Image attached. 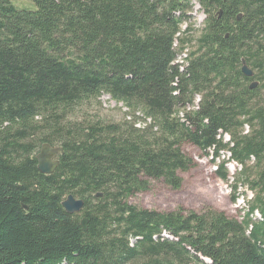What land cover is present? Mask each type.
<instances>
[{"label":"trees","instance_id":"obj_1","mask_svg":"<svg viewBox=\"0 0 264 264\" xmlns=\"http://www.w3.org/2000/svg\"><path fill=\"white\" fill-rule=\"evenodd\" d=\"M30 2L0 0V264H264V0ZM193 3L205 19L188 52ZM102 96L123 122L69 119ZM43 144L63 151L50 175ZM184 144L240 165V221L128 203L150 181L180 189ZM216 176L228 181L224 162ZM69 195L79 214L62 209Z\"/></svg>","mask_w":264,"mask_h":264},{"label":"rangeland","instance_id":"obj_2","mask_svg":"<svg viewBox=\"0 0 264 264\" xmlns=\"http://www.w3.org/2000/svg\"><path fill=\"white\" fill-rule=\"evenodd\" d=\"M10 1L18 8H32L30 0ZM188 15H190L188 25L192 29L189 37L192 43L187 44L185 48L190 52L193 50V41L197 37V32L203 26L205 16L197 3H193L192 10ZM186 26L187 23L183 25L182 30ZM178 48L179 46L176 49L178 50ZM184 55L183 53L177 61H181ZM200 99L201 96L195 99V106ZM124 112L126 111L121 106H116L109 100V97L102 96L97 101L92 100L77 107L69 119L77 123L99 121L103 124H116L124 121ZM248 131L247 128H244L243 134L248 133ZM221 138L225 144L231 142L227 134L221 135ZM39 150L40 148L36 149L35 155L38 154ZM182 151L193 161V166L188 171L179 173L182 180L180 189L173 190L162 181H150L149 189L146 192L131 196L128 203L140 209L158 212L183 209L201 213L211 209L223 213L229 219L240 221L247 210L248 201L252 198V194L247 189L239 187L236 193V201H232L230 186L233 184V178L237 177L240 169L242 170L240 165L230 158L228 152L221 151L219 160L225 163L229 174L228 181L223 182L216 176V165L219 163L212 162V152L203 153L191 144H184ZM233 165L235 166L234 169L232 168ZM256 217L258 218L257 215ZM129 242L134 244V240Z\"/></svg>","mask_w":264,"mask_h":264},{"label":"water","instance_id":"obj_3","mask_svg":"<svg viewBox=\"0 0 264 264\" xmlns=\"http://www.w3.org/2000/svg\"><path fill=\"white\" fill-rule=\"evenodd\" d=\"M221 15V13H218ZM240 20V16L237 17V21ZM241 74L245 78H252L253 72L246 65L244 60H241ZM257 86V82H252L249 86L250 90H253ZM63 151L61 148H53L47 144H43L40 147L39 153L36 155L37 170L42 175H50L58 167L59 162L55 160L58 156L62 155ZM100 195H97L99 197ZM61 207L64 212L68 215L79 214L83 209V202L81 200L75 199L72 195L67 196V198L61 203ZM80 226L83 231H86V220L82 219L80 221Z\"/></svg>","mask_w":264,"mask_h":264},{"label":"bare ground","instance_id":"obj_4","mask_svg":"<svg viewBox=\"0 0 264 264\" xmlns=\"http://www.w3.org/2000/svg\"><path fill=\"white\" fill-rule=\"evenodd\" d=\"M184 54H185V53H184ZM184 58H186L185 55L183 56V59H184ZM183 59H182L181 61H176L175 63L181 65V64L183 63ZM180 65H179V66H180ZM180 67H181V66H180ZM182 69H183V68H182ZM188 109H190V108H188ZM136 126H137V127H140V124H137ZM141 128H142V127H141ZM231 178H232V177H231ZM243 213H244V212H243Z\"/></svg>","mask_w":264,"mask_h":264},{"label":"flooded vegetation","instance_id":"obj_5","mask_svg":"<svg viewBox=\"0 0 264 264\" xmlns=\"http://www.w3.org/2000/svg\"><path fill=\"white\" fill-rule=\"evenodd\" d=\"M55 160H58V157H57V158H55Z\"/></svg>","mask_w":264,"mask_h":264}]
</instances>
